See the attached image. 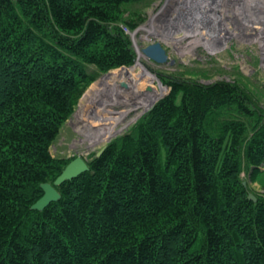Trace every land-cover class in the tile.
I'll list each match as a JSON object with an SVG mask.
<instances>
[{
  "label": "trees",
  "instance_id": "obj_1",
  "mask_svg": "<svg viewBox=\"0 0 264 264\" xmlns=\"http://www.w3.org/2000/svg\"><path fill=\"white\" fill-rule=\"evenodd\" d=\"M151 1L0 0V264H264L244 176L264 187V107L242 76L157 72L170 91L34 206L74 158L52 146L83 92L135 63L126 29Z\"/></svg>",
  "mask_w": 264,
  "mask_h": 264
},
{
  "label": "rangeland",
  "instance_id": "obj_2",
  "mask_svg": "<svg viewBox=\"0 0 264 264\" xmlns=\"http://www.w3.org/2000/svg\"><path fill=\"white\" fill-rule=\"evenodd\" d=\"M126 30L137 53L135 63L100 74L86 88L52 146L54 153L87 159L111 139L127 131L170 91L157 72L167 74L189 70L186 76H193L203 83L234 81L242 76L255 92L258 91V100L264 107V0H152L142 9L139 24L134 29ZM155 41L163 43L169 60H175L173 64L170 61L156 62L143 53L142 48ZM131 66L132 81L129 78L127 81L142 95L145 94V98L133 101L122 117H110L109 123L112 125L109 124L111 128L105 130L104 136L96 134L95 141L88 139V122L85 119L77 121L80 107L88 102L91 90L99 87L101 78ZM145 76L152 80L149 86L140 83V77ZM143 80L147 81L146 77ZM108 96L111 100L116 99ZM115 108L124 110L126 106L118 104ZM106 123L107 120H102L99 126ZM244 176L249 181L251 192L254 189L264 192L259 181L250 180L247 173Z\"/></svg>",
  "mask_w": 264,
  "mask_h": 264
},
{
  "label": "bare ground",
  "instance_id": "obj_3",
  "mask_svg": "<svg viewBox=\"0 0 264 264\" xmlns=\"http://www.w3.org/2000/svg\"><path fill=\"white\" fill-rule=\"evenodd\" d=\"M172 39L178 41L176 38ZM132 68L131 66L127 70L116 71L105 75L101 78L102 80L99 83V87L91 90V94L88 95V102L85 106L80 107L77 113V121L85 119L88 122V126H90L86 132V137L88 139L95 141L97 139L96 134L104 136L106 134L105 130L111 128H109V124H111L109 123L110 117L114 115L122 117L128 109L127 107L132 106L133 101L142 97L145 98V94L142 95V92H138L137 89H134V85L127 81L129 76L126 72ZM110 75H112V77H110ZM108 94L113 98L116 97V99L111 100L109 96L107 97ZM118 104L126 106V109L121 110L115 108ZM102 120H107L108 124L106 123L99 126Z\"/></svg>",
  "mask_w": 264,
  "mask_h": 264
},
{
  "label": "water",
  "instance_id": "obj_4",
  "mask_svg": "<svg viewBox=\"0 0 264 264\" xmlns=\"http://www.w3.org/2000/svg\"><path fill=\"white\" fill-rule=\"evenodd\" d=\"M142 51L145 55L149 58L153 59L156 62H167L170 61L171 64L175 62L174 59H170L169 53L166 47L163 45L161 41H155L147 44L142 48ZM155 104V103H154ZM106 146H104L99 152L100 155ZM89 169V164L83 156H77L76 158L72 159L67 166L63 169L61 174L56 178L54 184L52 183H45L43 184V188L45 190L44 195L35 203V207L37 208H44L47 206L51 201L57 200L60 197V192L57 190L55 185H59L67 179H72L84 171ZM246 184V181H244ZM249 197L257 200V196L253 193H249Z\"/></svg>",
  "mask_w": 264,
  "mask_h": 264
}]
</instances>
